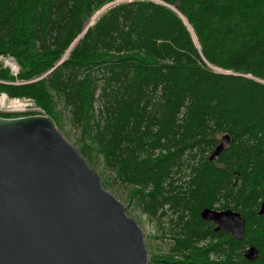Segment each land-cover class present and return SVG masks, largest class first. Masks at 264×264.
Listing matches in <instances>:
<instances>
[{"label": "trees", "instance_id": "16d2710c", "mask_svg": "<svg viewBox=\"0 0 264 264\" xmlns=\"http://www.w3.org/2000/svg\"><path fill=\"white\" fill-rule=\"evenodd\" d=\"M4 94L67 117L106 187L166 222L150 264H264V0H0ZM206 208L240 212L243 240Z\"/></svg>", "mask_w": 264, "mask_h": 264}, {"label": "water", "instance_id": "95a60500", "mask_svg": "<svg viewBox=\"0 0 264 264\" xmlns=\"http://www.w3.org/2000/svg\"><path fill=\"white\" fill-rule=\"evenodd\" d=\"M230 144L225 135L210 160ZM201 217L243 240L240 212ZM244 257L259 251L250 245ZM0 264H150L143 229L48 116L0 117Z\"/></svg>", "mask_w": 264, "mask_h": 264}, {"label": "rangeland", "instance_id": "374dc122", "mask_svg": "<svg viewBox=\"0 0 264 264\" xmlns=\"http://www.w3.org/2000/svg\"><path fill=\"white\" fill-rule=\"evenodd\" d=\"M1 62L5 68H9L13 73H18L19 67L13 59L1 58ZM0 98H5L3 104H0V117L2 118L11 119L26 116H47L44 109L39 106L37 110L33 108L31 109V111H29V113H23L18 111L17 109L11 108L13 101L18 100L19 98L12 99L9 98L6 94L0 95ZM23 104H25V102L21 101L18 106ZM52 121L54 122V120ZM54 124L57 126L61 134L80 152L79 148L83 142V140L81 139V130L72 126L67 117L64 118L61 126H59L56 122H54ZM95 171L98 172V174L101 176L103 183L106 186V178L102 175L103 170L101 165H99V168L95 169ZM110 192L114 194L125 205L127 214L135 219L143 229L150 261L153 255L169 254L171 252V247L173 246V241L171 234L167 230L168 225H166V222L150 220L146 215L142 214L138 209L135 208L132 203L129 202L127 191H125L124 189H111Z\"/></svg>", "mask_w": 264, "mask_h": 264}, {"label": "built area", "instance_id": "2783aa9c", "mask_svg": "<svg viewBox=\"0 0 264 264\" xmlns=\"http://www.w3.org/2000/svg\"><path fill=\"white\" fill-rule=\"evenodd\" d=\"M14 74H16V73H14ZM21 101H24L25 104L18 106L19 103H21ZM11 108L17 109L18 111L23 112V113H29V111H31V109H33V108L35 110H37L38 105L32 99L23 98V99H18V100L13 101Z\"/></svg>", "mask_w": 264, "mask_h": 264}, {"label": "bare ground", "instance_id": "6f19581e", "mask_svg": "<svg viewBox=\"0 0 264 264\" xmlns=\"http://www.w3.org/2000/svg\"><path fill=\"white\" fill-rule=\"evenodd\" d=\"M5 98H0V104H3Z\"/></svg>", "mask_w": 264, "mask_h": 264}]
</instances>
